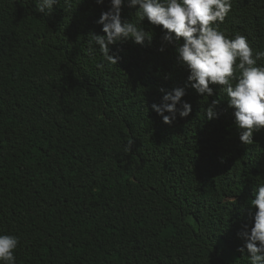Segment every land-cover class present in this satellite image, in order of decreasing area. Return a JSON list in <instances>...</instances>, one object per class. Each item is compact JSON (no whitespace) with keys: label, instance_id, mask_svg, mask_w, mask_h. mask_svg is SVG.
<instances>
[{"label":"trees","instance_id":"1","mask_svg":"<svg viewBox=\"0 0 264 264\" xmlns=\"http://www.w3.org/2000/svg\"><path fill=\"white\" fill-rule=\"evenodd\" d=\"M107 10L0 0V233L20 237L17 264H249L238 233L264 180V128L241 144L217 86L218 119L189 86V116L163 123L158 90L184 87L187 72L171 46L158 51V27L143 46L112 45L117 64L98 68L88 44ZM220 30L264 50V0H232Z\"/></svg>","mask_w":264,"mask_h":264},{"label":"clouds","instance_id":"2","mask_svg":"<svg viewBox=\"0 0 264 264\" xmlns=\"http://www.w3.org/2000/svg\"><path fill=\"white\" fill-rule=\"evenodd\" d=\"M58 0H34L36 12L48 15ZM69 0H65L68 4ZM100 5L104 0H95ZM135 8V21L123 19V6ZM232 10V0H108V10L102 11L96 24L101 25L103 34L90 33L88 44L90 53L97 49L102 62L116 65L119 56L111 51L117 43L131 41L143 46L151 42L154 29L159 28L161 46L164 52L171 46L175 54V65L187 72L184 87H174L163 93L159 104L153 103L151 109L165 124L189 116L191 104L182 99L186 88L200 97L206 98L204 116L206 120L219 118L217 106L220 99L213 96L217 86L227 107L231 109L233 124L243 145H253V134L264 128V50L257 51L248 38L240 33L226 35L220 25ZM152 28L145 29L143 24ZM93 45L98 47H93ZM179 105V108L177 107ZM167 113V114H165ZM132 139L126 150L130 151ZM248 203L251 223L241 226L238 233L244 244L238 249L242 254L247 251L249 264H264V180L258 181L252 190ZM20 245V237L0 233V264H17L15 250Z\"/></svg>","mask_w":264,"mask_h":264},{"label":"rangeland","instance_id":"3","mask_svg":"<svg viewBox=\"0 0 264 264\" xmlns=\"http://www.w3.org/2000/svg\"><path fill=\"white\" fill-rule=\"evenodd\" d=\"M220 255L224 260L231 261L234 255L225 248L220 249Z\"/></svg>","mask_w":264,"mask_h":264},{"label":"bare ground","instance_id":"4","mask_svg":"<svg viewBox=\"0 0 264 264\" xmlns=\"http://www.w3.org/2000/svg\"><path fill=\"white\" fill-rule=\"evenodd\" d=\"M183 134H184V133H183ZM203 144H204V143H203ZM199 146H200V145H199ZM205 150H206V149H205ZM170 152H171V151H170ZM164 153H165V152H164ZM173 155H174V154H173ZM176 166H177V165H176ZM222 204H223V203H222ZM229 206H230V205H229ZM229 206H228V207H229Z\"/></svg>","mask_w":264,"mask_h":264}]
</instances>
